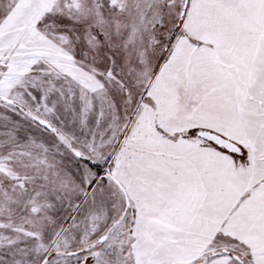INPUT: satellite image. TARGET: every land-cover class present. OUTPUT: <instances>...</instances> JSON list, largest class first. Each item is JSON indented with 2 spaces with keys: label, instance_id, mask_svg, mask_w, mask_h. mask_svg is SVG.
Listing matches in <instances>:
<instances>
[{
  "label": "snow or ice",
  "instance_id": "snow-or-ice-1",
  "mask_svg": "<svg viewBox=\"0 0 264 264\" xmlns=\"http://www.w3.org/2000/svg\"><path fill=\"white\" fill-rule=\"evenodd\" d=\"M0 264H264V0H0Z\"/></svg>",
  "mask_w": 264,
  "mask_h": 264
}]
</instances>
